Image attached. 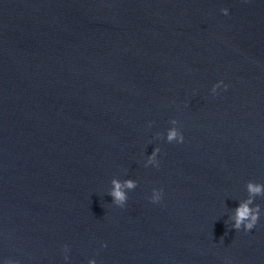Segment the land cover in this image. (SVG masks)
Listing matches in <instances>:
<instances>
[{
  "label": "water",
  "instance_id": "obj_1",
  "mask_svg": "<svg viewBox=\"0 0 264 264\" xmlns=\"http://www.w3.org/2000/svg\"><path fill=\"white\" fill-rule=\"evenodd\" d=\"M249 180L264 0H0V264H264V196L230 220Z\"/></svg>",
  "mask_w": 264,
  "mask_h": 264
},
{
  "label": "clouds",
  "instance_id": "obj_2",
  "mask_svg": "<svg viewBox=\"0 0 264 264\" xmlns=\"http://www.w3.org/2000/svg\"><path fill=\"white\" fill-rule=\"evenodd\" d=\"M221 11L224 14H227L229 9L223 8ZM223 85L224 89L228 88V85L224 83L223 80L218 81L212 87V93L216 94L217 90L220 86ZM171 124L173 125L167 130L166 139L169 143H183L184 142V134L180 127L177 125L179 121L177 119H172ZM158 137H163V133H157ZM161 149L159 146H156L153 152L148 155L145 166L155 165L159 167V161L157 159L158 154ZM112 187L110 188L108 195H110L112 199V203L117 206L123 207L126 205L128 200V190H133L137 187L138 181L128 178V179H120L118 177H114L111 180ZM127 190V191H126ZM246 191L248 193L247 197L243 200L239 201L238 207L233 210V213L230 217L232 223V228L235 230L244 229L245 231H251L259 222L261 216V206L259 204H254V201L257 196H264V182H257L255 180H249L246 184ZM151 201L154 203H158L163 199V189H153V194L150 197ZM104 247L107 246V242H104ZM68 245H64V248H67ZM67 259V257H65ZM15 264H20L19 261H16ZM90 264H96V260H91Z\"/></svg>",
  "mask_w": 264,
  "mask_h": 264
}]
</instances>
